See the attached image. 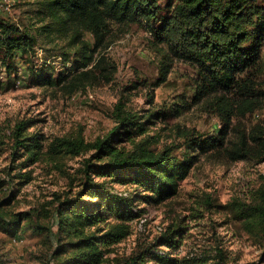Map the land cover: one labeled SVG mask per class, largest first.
Instances as JSON below:
<instances>
[{"label":"rangeland","instance_id":"1","mask_svg":"<svg viewBox=\"0 0 264 264\" xmlns=\"http://www.w3.org/2000/svg\"><path fill=\"white\" fill-rule=\"evenodd\" d=\"M159 3V15H166V1ZM37 4V0H0V19L33 27ZM43 44L38 38L36 55L29 58L34 68L41 69L45 62L53 67L54 76L65 73L59 50L52 45L44 49ZM94 57L101 64L94 67L93 62L87 68L92 77L75 90L30 81L22 63L16 79L6 78L0 70V80L5 82L0 87V264H66L74 254L71 249L57 252L70 241L58 223V203L82 190L86 163L100 164L104 159L97 160L93 149L76 155L55 153L50 147L57 139L79 138L90 144L103 138L116 126V107L138 115L156 109L165 113L152 119L154 124L141 136L127 140L116 136L120 139L116 147L124 150L148 137L151 148L159 151L180 144L186 133L212 135L222 127V102L208 98L185 108L192 101L196 70L172 55L142 25L112 22ZM260 62L256 88L248 98L250 110L244 99L224 97L235 105L226 144L237 131L264 128V45ZM19 123L26 125L24 134L36 136L41 146L33 161L22 150L12 152V132ZM90 175L95 182L104 181L113 193L129 197L130 213L138 212L135 217L129 212L118 217L105 208L102 220L83 229L84 235L95 237L100 253L97 264H130L140 254L145 256L144 264H156L153 254L170 257L172 264H264V234L236 212L238 205L256 200L264 183V160L233 161L214 150L200 154L177 194L157 205L140 200L137 195L144 192L132 184ZM86 199L93 204L99 200ZM18 212H30L31 217L17 228L5 226ZM108 233L121 236L106 244L102 241ZM166 237L173 239L171 246L161 244Z\"/></svg>","mask_w":264,"mask_h":264},{"label":"trees","instance_id":"2","mask_svg":"<svg viewBox=\"0 0 264 264\" xmlns=\"http://www.w3.org/2000/svg\"><path fill=\"white\" fill-rule=\"evenodd\" d=\"M37 1L33 27L0 19V70H4L6 78L13 75L16 79L18 65L22 63L24 74L42 87L63 85L79 89L92 77V70L87 68L95 60L97 47L110 33L111 23H134L145 27L148 33L167 45L172 55L196 70L192 101L187 103L186 109L208 98L224 105L219 113L222 127L216 134L189 132L182 136L180 144L159 151L151 148L148 137L141 138L130 150L117 148L120 139L116 136L127 140L143 135L147 126L154 124L152 119L164 116L160 109L138 115L116 107V126L103 138L90 144L79 138H61L51 145L55 153L64 151L73 155L93 149L97 160L104 159L100 164L86 163L82 190L58 203V223L70 241L57 252H74L66 259V264L99 263L95 237L84 235L83 229L102 220L105 208L118 217L131 212L129 197L113 193L104 181L95 182L90 174L132 184L144 192L137 195L140 200L157 205L177 194L179 183L188 176L200 154L214 150L233 161L264 160V128L260 125L249 133L237 131L235 139L225 143L230 113L235 105L224 98L229 95L236 100L244 99L245 107L251 109L247 107L251 103L248 98L256 88L264 45V0H165L169 12L163 16L159 15V1L162 0ZM38 38L44 42L42 48L52 45L59 50L65 73L54 76L53 67L45 62L41 69L34 68L29 58L36 55ZM101 62H94V67ZM4 83L0 80V87ZM174 112L179 114L181 111L174 109ZM25 131L24 123L15 127L12 152L22 150L23 156L33 161L41 146L36 136L27 137ZM87 197L99 200L93 204L89 199L84 200ZM236 210L247 224L258 226L264 234V183L252 205L241 204ZM130 214L128 216H138V212ZM29 217L30 212L15 213L5 226L17 228ZM120 236L108 233L102 242H114ZM74 239L77 241H71ZM161 242L171 246L173 239L166 237ZM151 257L156 264L173 262L164 255L153 254ZM144 263L143 254L130 259V264Z\"/></svg>","mask_w":264,"mask_h":264}]
</instances>
